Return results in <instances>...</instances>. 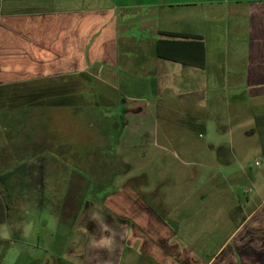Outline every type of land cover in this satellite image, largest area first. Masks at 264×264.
<instances>
[{"label": "crops", "instance_id": "crops-1", "mask_svg": "<svg viewBox=\"0 0 264 264\" xmlns=\"http://www.w3.org/2000/svg\"><path fill=\"white\" fill-rule=\"evenodd\" d=\"M151 19H163L161 26L179 22L180 29L164 26L158 29L160 35L142 47L134 32L125 27L135 22L143 27ZM215 22L223 24L225 33L234 34L241 43L231 49V70H217L211 77L206 66L205 35L206 28ZM174 33L180 34L179 38L203 41L202 67L154 53V40L173 37L170 34ZM143 60L148 61L145 72L151 75L149 90L157 98L180 101L181 108L176 107L183 116L174 132L184 133H163L162 144L171 145L173 139L186 141L194 130L201 136L205 130L202 108L206 105L207 84L211 83L214 91L224 83L231 101L225 102V121H217V132H226L228 141L212 142L217 157L223 161H228V155L235 157V131L244 138L257 134L254 149L264 156V137L254 128L258 124L264 129V0H0V176H7L12 164H20L24 182L21 195L36 194L38 199L43 189L50 195L60 194L61 183L66 180L62 184L65 190L71 182L76 185V173L62 172L56 156L41 153L44 141L38 107H49L46 117H54L53 109L57 114L61 106L72 111L86 105L115 106L119 111L114 113L120 119L124 114L134 116L138 112L124 104L125 97L116 81L137 82L135 74L141 72L138 66ZM173 106L165 102L160 108L167 107L166 114H170ZM109 123L103 130L107 133L118 126ZM115 132V138L106 146L113 149L109 157H117L120 149L132 143L133 135L125 134L124 125ZM161 143L154 141L155 146ZM183 145L190 148L187 142ZM255 160L258 166L261 161ZM45 163H53L48 173ZM190 172L189 178L197 174L194 169ZM248 179L253 195L252 200L245 197L246 204L238 203L230 188H214L213 196L205 201V194L210 193L197 194L198 206L165 209L148 206L140 190L122 184L120 191L106 194V198L115 195L116 206L105 202V198L101 202L105 206H85L84 216L79 219L75 213L62 238L55 235L57 229L51 230L44 247L39 245L38 230L28 232L22 220V210L28 206H7L4 201L0 206V252L3 246L29 243L35 255H26V262L14 264H264V190L258 185H264V172L255 177L248 174ZM124 191L132 192L134 206H124L125 201L120 200ZM211 198H222L227 203L207 206L214 202ZM43 207L51 214L53 227L60 218L61 206ZM221 231L223 234L214 238Z\"/></svg>", "mask_w": 264, "mask_h": 264}, {"label": "rangeland", "instance_id": "rangeland-1", "mask_svg": "<svg viewBox=\"0 0 264 264\" xmlns=\"http://www.w3.org/2000/svg\"><path fill=\"white\" fill-rule=\"evenodd\" d=\"M151 21H146L143 27H139L136 22L125 27V29H131L134 32L142 47H146L155 35H160L158 29L164 26L180 29L181 25L179 22L173 23L172 21L161 26L163 19L157 22H154L153 19ZM226 23H228V19ZM213 25L206 28L205 35L206 66L208 76L211 77L217 73V70L219 72L231 70V49L235 44L240 45L241 43L240 40L236 41L234 34L225 33L223 24L215 22ZM218 30L219 33H216ZM162 31L165 30L162 29ZM178 31L174 30L173 32ZM172 36L180 37L181 35L174 33ZM142 53L146 54L147 50H143ZM146 62L148 61L143 60L138 66V70L140 69L141 72L135 74L137 82L121 83V79L116 81L117 86L122 90L123 97H125L124 104L127 107L135 108V111L138 112L134 116L124 114L123 119H120L114 113L119 111L115 106L86 105L76 107L73 109L74 111H69L68 106H61L56 109L57 114H60L59 118L55 114V109H53L54 117H46L44 113L49 107H38V125L42 127L40 133L42 141H44L40 147L41 153L56 156L61 161L59 165L62 172L69 170L76 173L78 182L74 186V183L71 182L67 190L62 185L66 184L67 180L61 183L62 192L60 194L50 195L43 189L39 199L35 197L36 194H28L25 197V194L21 195L23 189L21 185L24 183L20 178L22 166L12 164L9 174L0 176L2 192H0V206L4 201L7 206H28L22 210V220L24 225H27L28 232L33 229L38 230L40 246L44 247L46 244L44 240L50 236L48 233L51 230L57 229L55 235L62 238L67 229L66 224L73 220L72 217L75 213V217L78 216L79 219L84 216L85 213H82V210L85 209V206H105L101 203L104 198L105 202L108 200L113 203L112 206H116L115 195H109L106 198L105 194L116 189L120 191V186L127 188L132 185L136 190H140L142 198L148 206H162L164 209L165 206H198L200 199L197 198V194L210 193L205 194L203 198L205 201L213 196L214 188L219 190L230 188L236 201L241 205L246 204L245 197L252 200L253 190L249 184L248 174L255 177L257 173L264 172L263 153H257L254 149L256 146L254 144L259 140L257 134L244 138L237 131L233 132L235 157L228 155V161L220 160L215 152V147L211 146L213 141H228L226 132H217V125L220 124L217 121H225V102L231 101L229 88H223L226 84H219L214 91L211 87L212 84L209 82L207 84L206 105L202 108L205 130L201 136H197V131L194 130L186 141L179 142L177 139H173L171 145L162 144L160 140H162L163 133H184L174 132L181 125L180 119L183 115L176 107L180 103L176 98L165 96L157 98L149 90L151 75L145 72ZM117 69L115 67V70ZM124 74L132 75L127 71H124ZM120 75L123 76V73ZM221 75L224 78V74L221 73ZM165 102L168 103V107L169 103L170 106L174 105V110L172 109L170 114H166L167 107L160 108L165 105ZM140 106L141 110H138ZM216 110L220 113H216ZM218 116H222V118L217 119ZM134 118H138V120H134ZM232 118L233 116H231ZM122 120L125 124L122 123ZM112 121L118 124L115 131L124 125L125 134L133 135H130L132 143L127 145L128 147L120 149V152L114 149V152L118 153L117 157H109V152L113 149L111 146L108 149L106 147L115 138L116 132L113 129L108 133L103 131L108 129V126L112 124L109 122ZM258 127V124L254 127L256 133L259 132L264 137V129ZM162 128H166L168 132L162 131ZM103 132L107 134L108 138L103 136ZM154 141L161 143V146H155ZM184 142H187L190 148L184 146ZM178 144L183 146L179 147ZM183 149L190 151L181 152ZM109 158L113 161L107 162L106 160ZM140 158L141 162H137ZM179 159L189 160V162L181 163ZM255 159L261 161L258 166L254 164ZM51 166L53 163H45L46 173L49 172L48 169ZM191 169L197 170V174L189 178ZM5 183L7 185H4ZM258 183L259 186L262 185L260 190L263 191L264 185L261 182ZM214 185L216 187H212ZM245 187H250V190L245 192ZM123 193L122 196L127 199V206H134L132 192L124 191ZM104 195L105 197L102 199ZM101 199L102 201H100ZM222 200V198H216V200L211 198V201L214 202L207 206H225L227 200ZM43 206H61L59 207L60 218L56 219L58 227L56 221L55 225L51 227L53 219L50 218L51 214L47 207ZM94 212L96 215L99 214L98 211ZM95 214L94 217H96ZM38 221L40 222L37 223ZM13 231H16L15 227ZM222 234V231L216 233L214 238H218ZM29 246H31L29 243H15L8 247H1L0 264H14L16 261L18 263L26 262V255H35V250L29 249ZM37 251L39 252V250ZM39 253L41 254V251Z\"/></svg>", "mask_w": 264, "mask_h": 264}, {"label": "trees", "instance_id": "trees-1", "mask_svg": "<svg viewBox=\"0 0 264 264\" xmlns=\"http://www.w3.org/2000/svg\"><path fill=\"white\" fill-rule=\"evenodd\" d=\"M153 48L154 53L160 57L199 67H202L204 64L205 51L204 44L201 39L159 37L154 40ZM105 195L102 197V199L105 197ZM102 199L100 201H102ZM122 199L125 201L124 205L127 206V199L123 196L120 200Z\"/></svg>", "mask_w": 264, "mask_h": 264}, {"label": "built area", "instance_id": "built-area-1", "mask_svg": "<svg viewBox=\"0 0 264 264\" xmlns=\"http://www.w3.org/2000/svg\"><path fill=\"white\" fill-rule=\"evenodd\" d=\"M258 161L257 160H255V163H257Z\"/></svg>", "mask_w": 264, "mask_h": 264}]
</instances>
